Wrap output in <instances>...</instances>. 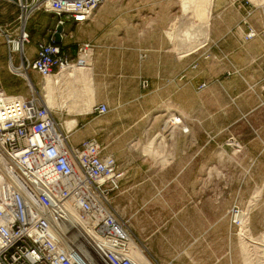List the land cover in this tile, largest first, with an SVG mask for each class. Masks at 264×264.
Returning <instances> with one entry per match:
<instances>
[{"label": "rangeland", "instance_id": "rangeland-1", "mask_svg": "<svg viewBox=\"0 0 264 264\" xmlns=\"http://www.w3.org/2000/svg\"><path fill=\"white\" fill-rule=\"evenodd\" d=\"M164 1L159 3L170 12L157 19L118 13L108 18L105 31L84 41L68 33L67 50L76 51L72 58L63 51L74 61L69 67L92 71L94 106L106 105L107 114H69L70 82L45 89L50 79L15 65L16 49L14 65L28 79L10 67L5 4H0V83L8 94L25 98L33 87L36 96L63 115L62 124L78 121L70 130L74 145L98 139L117 159L124 178L113 206L127 225L131 244L150 264H264V244L256 241L264 237V77L251 83L235 67L224 70L227 55L211 37L213 19L223 8L231 15L244 11L248 19L260 15L258 24L264 27V0H246L245 5L214 0L209 34L202 29L193 43L187 40L188 30L204 27L196 24L193 5ZM137 23H142L137 32L160 33L170 46L162 70L157 54L130 53ZM252 29L258 37L249 28L244 41H251ZM114 34L119 37L113 40ZM85 46L89 58L80 66L75 60ZM247 234L252 241L245 239Z\"/></svg>", "mask_w": 264, "mask_h": 264}, {"label": "built area", "instance_id": "built-area-1", "mask_svg": "<svg viewBox=\"0 0 264 264\" xmlns=\"http://www.w3.org/2000/svg\"><path fill=\"white\" fill-rule=\"evenodd\" d=\"M2 1L18 9L15 30L10 36L5 33L9 48L19 44L24 69L44 77L74 61L54 40L40 43L37 57L29 61L24 49L30 43L27 26L32 18L53 15L57 28L70 21L82 24L108 0ZM88 51L89 46L80 48L77 65L86 66ZM44 101L33 91L23 99L0 88V264H91L83 251L68 247V234L56 236L69 221L70 204L100 238L101 246L94 250L100 262L135 264L129 257L127 225L113 206L124 178L117 159L98 139L74 145L72 133ZM108 112L99 104L92 114Z\"/></svg>", "mask_w": 264, "mask_h": 264}, {"label": "crops", "instance_id": "crops-1", "mask_svg": "<svg viewBox=\"0 0 264 264\" xmlns=\"http://www.w3.org/2000/svg\"><path fill=\"white\" fill-rule=\"evenodd\" d=\"M224 1L221 0L219 4H222ZM164 0H109L104 4L97 12H95V17L92 22L79 25L73 22H66L64 32L62 34V40L59 44L63 51L68 54L71 58L74 57L76 53L75 49L67 50L70 42L68 40V33H73L76 37V41L81 42L86 38H91L95 35L96 32L102 33L105 31L106 22L109 17H115L116 14H130V15H152L153 19L163 16V13H169V9L162 8L165 6ZM168 2V0H166ZM240 5H245L246 0H236ZM231 3V2H230ZM0 4H5L6 8L4 9V17L9 18L5 25H7L10 31L15 30V21L18 14V9L16 5L7 3L0 0ZM167 4V3H166ZM171 5V3H170ZM228 8H223L221 12L217 14V17L213 19L211 37L215 42L220 43V48L227 55L228 63L224 62V70L231 71L233 67L240 70V76L249 82L259 83L264 77V31L262 30L263 25L258 24L259 21H262V16L252 15L251 13L246 15L244 11H237L234 15H231L232 12L226 11ZM12 17V18H11ZM57 18L50 14L40 13L36 15L29 22V35L30 43L26 45V54L29 59L32 61L35 59V54H37V48L40 43H49L53 40L56 42L54 34L57 30ZM248 22V27L245 23ZM221 23V24H220ZM142 24V23H141ZM140 23L135 24L140 25ZM221 25V26H220ZM35 26L36 29H32ZM220 26V27H218ZM137 27V26H136ZM262 27V28H261ZM249 28H255L259 33L258 37L251 41H244L246 34L249 32ZM40 29V33L38 32ZM133 36L130 35V53L136 49H142L148 51L152 54L158 55V67L160 70L163 69L164 63L163 57L167 53L172 52L168 50V46L164 35L160 33H148L142 35L137 32L138 27L133 29ZM38 33V34H37ZM113 40L118 38V34H114ZM155 37L154 39H152ZM127 42V41H126ZM127 49V50H129ZM123 50V49H119ZM129 52V51H128ZM16 61V60H15ZM22 62L21 56H18L16 61V66H20ZM18 72L19 75H22L27 78L26 74L22 71L14 70ZM37 73L36 71L30 70L29 73ZM38 74V73H37ZM1 79V78H0ZM28 79V78H27ZM229 85V84H228ZM225 86V84H224ZM0 87L6 90L0 83ZM261 100L264 102V92H260ZM191 115L192 112H191ZM61 115L59 112L56 113V117L61 121ZM252 243V242H251ZM264 257V255H263Z\"/></svg>", "mask_w": 264, "mask_h": 264}, {"label": "bare ground", "instance_id": "bare-ground-1", "mask_svg": "<svg viewBox=\"0 0 264 264\" xmlns=\"http://www.w3.org/2000/svg\"><path fill=\"white\" fill-rule=\"evenodd\" d=\"M107 2H105L104 4H106ZM181 2H182V4L184 2L185 5H190V6L192 4L193 7H194V9H193L194 16L193 17H195L196 24L199 23V22H202L203 23L202 25H204V27H202V26L199 27L198 26V27L194 28L196 25L193 24V26L190 27V28H192V30H193V28H194V30L197 29V31L195 33L193 31L191 33L190 30L187 29L188 32H190V33H188L186 31L187 32L186 34L189 35V36H186V37L187 38L191 37V38H188L187 40L190 39L192 41V43H193V41H194V40H192V39H194L193 37L200 36L199 32L202 31V29L206 32L205 35L208 36L209 31H210V24H211L210 22L212 20L214 0H182ZM11 4H13V3H11ZM104 4H102L98 9H100ZM189 9H187V10H189ZM184 13H186V12H184ZM38 14H40V13H38ZM60 27H62V30L60 32V35H61L60 38L62 40V34L64 32V28H63V26H60ZM7 29H9V28H5V30H7ZM5 33H7L10 36L12 31L7 30V32H5ZM249 34H253V36H254L253 38H251L249 40H252V39L257 37V34H256L255 31H253V29L251 30V32ZM6 37H7V40H8V36H6ZM198 39H199V37H198ZM195 41H196V38H195ZM197 42H198V40H197ZM9 43H10V40H9ZM20 48H21L20 45L15 42L13 48L11 47V50L12 51H16L17 50V52L19 53V56L22 57L21 52H19ZM24 52H25L26 57L29 59V57L26 54V50L25 49H24ZM14 53L10 55V67L13 68L14 70H17L18 68H16V66L14 65V62H13L14 61V58H13ZM29 61L32 62L30 59H29ZM19 68H22L23 71L26 72V70L24 69V66L22 64L20 65ZM64 68H65V70H63ZM61 71H62V73L58 77H56L55 75H58ZM90 71H91L90 69L89 70H87V69L85 70L84 68H79L77 66H72V67H69L67 69H66V67H62L61 69L56 70V72L54 74L50 75V76L42 77L37 71L36 72L43 79H45V80L50 79L45 84V87H46L45 89H47V90H51L54 87L66 86V84L68 82H70V85H71V88H70V93H71L70 94V103H69L68 106H66V108L68 109L69 114H71V113L73 114L74 113V114H76L78 116H82V115H85V114H88V113L92 112L93 108L96 106V105L94 106L95 98H94V87H93V82H92L93 77H92V74H91L92 71H91V73H90ZM53 76H55L56 78H52ZM30 88L32 89V91H34L33 87L30 86ZM19 97H21L23 99L31 98V97H26L25 98V97H22V96H19ZM50 109L54 112L55 115H56V113L59 112L58 110L55 111L52 108H50ZM77 122H78L77 120L68 121L67 123L63 124L64 129L67 132H72L74 127L76 125H78ZM70 130H72V131H70ZM249 207H251V206H249ZM68 209H69V221H68V223H64V224L61 225V228L59 229V232H58V234H56V236L62 237V234H64V233L68 234L67 235V243H68V247L71 250L78 249V250L83 251L85 253L86 258L89 260V262L91 264H104V263L100 262V260L98 259V257L95 254V251H94L95 249H97L98 245L101 246L100 238L94 232V230L92 229V226H89V223H88L87 219H85L81 214L77 213V211L75 210L73 204H70L68 206ZM238 218H240L242 220L243 216L239 215ZM244 219L245 218H243V220ZM92 235H93V237H92ZM243 236H245V235H243ZM246 236L247 237H245V239H248V240L252 241L253 238L250 239L252 236L250 237V235L248 236V234ZM262 238H263L262 240H256V241H258L260 243L262 242L264 244V237H262ZM134 244L135 243L130 245V252H129L130 259L135 264H150L148 258H146L147 256L146 257L143 256L144 254L141 253L142 251H140V249L136 246V244L135 245Z\"/></svg>", "mask_w": 264, "mask_h": 264}, {"label": "water", "instance_id": "water-1", "mask_svg": "<svg viewBox=\"0 0 264 264\" xmlns=\"http://www.w3.org/2000/svg\"><path fill=\"white\" fill-rule=\"evenodd\" d=\"M62 30V27H58L56 30V33L54 34V37L56 38V43H60L61 42V35L60 32Z\"/></svg>", "mask_w": 264, "mask_h": 264}]
</instances>
